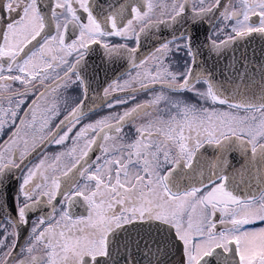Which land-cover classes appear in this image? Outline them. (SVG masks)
<instances>
[{"label": "snow or ice", "instance_id": "obj_1", "mask_svg": "<svg viewBox=\"0 0 264 264\" xmlns=\"http://www.w3.org/2000/svg\"><path fill=\"white\" fill-rule=\"evenodd\" d=\"M189 2L0 0V20L7 17L0 26V130L14 129L0 146V264H169L177 245L181 264H264V227H246L264 224V189L241 197L225 175L228 154L237 148L246 159L233 175L257 157L264 167V60L252 63L231 47L252 34L264 37V0H195L190 14ZM157 9L161 18L154 21ZM213 19L234 21L235 35L217 40V28L201 39L199 29L215 28ZM161 26L173 30L171 39L155 50L151 64L148 57L137 62L141 34ZM70 28L78 34L68 43ZM113 36L135 39L137 46L111 44ZM91 45L102 48L106 64L127 59L136 73L123 83L113 80L102 97L96 93L99 104L91 110L106 108L107 114L84 123ZM205 51L215 57L212 66L206 59L198 66ZM181 55L184 70L174 71ZM77 84L79 102L67 95ZM142 93L147 98L136 103ZM29 95L36 99L22 109ZM208 103L213 106H203ZM115 107L124 110L111 111ZM29 133L32 150H63L27 167ZM205 146L215 150L212 174L207 186L200 181L196 187L189 173L204 175L199 150ZM202 188L210 190L200 194ZM43 205L50 211L31 221L30 240L19 247L21 230ZM76 205L87 214L73 216ZM217 213L224 226L219 232Z\"/></svg>", "mask_w": 264, "mask_h": 264}, {"label": "flooded vegetation", "instance_id": "obj_2", "mask_svg": "<svg viewBox=\"0 0 264 264\" xmlns=\"http://www.w3.org/2000/svg\"><path fill=\"white\" fill-rule=\"evenodd\" d=\"M140 2H141V0H137V3H140ZM167 2H168L169 5H171V0H167ZM212 2H214V0H208V4H210ZM193 3H195V0H190V2L188 4L189 14L191 13V8L193 6ZM208 4H206L205 6H208ZM216 16H219V13H216ZM152 18H153L154 21L161 18L159 9L156 10V13H155V15H153ZM253 19L255 20L256 18H253ZM4 20H7L6 16L3 17V20H0V26H2ZM125 23H126V21H125ZM213 23L215 24V28H209L207 25H205L204 27L199 29V34H200L201 39H204L205 36H207L210 32H214L217 28L222 29V31L216 37H214L217 40H225L228 36H230V35L234 36L235 35L230 30V25L232 23H234V21L223 22V21H219V20L213 19ZM134 27H135L136 31H139L140 28H141V25L140 24H134ZM150 30L152 31V33H153V35L155 37L157 35V32H159V37L160 38H162L166 32H167V36L164 39H162V41H160L158 44H156L155 47L151 48L148 52H146L140 58V59H143L145 57H148L149 58L148 64L152 63L151 55L152 54H157V53H155V50L160 46V44H162L163 42H165L168 39H171L172 31H173L172 29L166 28V27H163V26H161L160 28H155L154 27V28H151ZM77 34L78 33H73V30L70 28L68 30V33L66 34L67 42L71 43V40L75 39V36ZM143 38H144V33L141 34V37H140V40H139V45L142 42L141 40ZM108 40H109V43H111V44H121V43H126L127 42L129 47L137 46L135 39L130 40V41H125V40H123V39H121L119 37L113 36V37L108 38ZM93 46L94 45H91L89 50H88V52H86V54H85V59L87 60V70L84 73V76H85V79L88 81V83L93 85V86H95V88H96L95 91L92 90L90 92V90H88V100H87L88 104H92L94 102L95 103L99 102V100L94 101V99H93L94 95L96 93H99L100 96L102 97L103 88L107 87L113 80H117L119 83H123V81L128 80L130 76H135V73H136V69H134V68H132L130 66L124 72H122L121 74L116 75V76L113 75L106 83L99 84L96 80L93 79V76L91 77V66H92L91 61L92 60H90L88 54L91 52V49L93 48ZM96 46H99V45H96ZM231 47L235 48V50L237 52V55H239L241 52L246 54L248 59L250 61H252V63H256L257 61L264 60V37H262L260 34H252L250 37L238 39L235 42V44L233 46H231ZM75 58H76L75 55H72V56L68 57V59L70 61L74 60ZM175 59L179 63V69L174 68L173 70L174 71L175 70L183 71L184 70L185 57L183 55H181L179 57H175ZM202 59H206L207 60V65L208 66H212L213 64L216 63L215 57L208 58V55H207L206 51L203 52ZM226 63H228V59L225 57L224 59L220 60L219 65L222 66L223 64H226ZM152 70L155 71L154 68ZM61 75H63V73H61ZM74 78L75 77H73V79ZM217 79H222V77L218 76ZM49 83H51V81H49ZM132 86L135 87L136 85L133 83ZM16 87H19V85H16ZM200 87L203 89L204 85L201 84ZM127 90H129V89H126V91ZM37 91H42V89H37ZM67 95L77 98V102H79V99L83 98V92H82V90H81V88H80V86L78 84L74 85L73 88L67 93ZM115 96L117 98H123V94L119 93V92L115 93ZM146 98H147V93L138 94L137 99H136L135 102L139 103V102L143 101ZM34 99H36L35 96L29 95L27 97L26 102L22 105V109H27L29 104H31ZM186 99H188L189 101L195 102V98L192 97L191 95H188L186 97ZM109 102H111V101H109ZM41 103L43 104V102H41ZM203 106L204 107H212L213 105H211V103H208V104H205ZM124 107H132V104L130 103V104L124 106ZM124 107H115L111 111L119 113V112H122L124 110ZM215 107L218 110H227V106L226 105L217 104V105H215ZM91 108L89 109V106H88V108L86 109V111L89 114H88L87 118L83 121L84 123L89 122V120H94V119H96L97 117H99L101 115L107 114V109L106 108L97 107L95 109V111H92ZM23 114L24 113H23V110H22L20 112V115H23ZM64 114H66V113H64ZM241 114H243V113H241ZM62 118H63V115H61L59 117V119H62ZM29 119H30V117H29ZM59 119H56L51 124V127L54 128L55 124L59 123ZM17 123H19V120H17ZM137 123H139V121H137ZM12 131H14V129L11 128V127H6L4 129L0 130V146H2L4 144V142L8 140L9 135H10V133ZM131 131H132V129H131L130 126L129 127H125V129H124L125 133H130ZM130 139H134V136H130ZM29 141H30L29 150L32 151V148H31V133H29ZM70 144H71V141H68L66 146H70ZM62 150H63V148L58 147V146H54V145H50V146H48L46 148L42 147V149L34 157H31V158H29V159H27L25 161L26 166L27 167H31L32 165L38 163L41 159H43L45 157V155L51 156L52 154H54L56 152H59V151H62ZM199 151L202 153L203 159H210V158L214 157V153L215 152H213V151H215V150L212 147L205 146V148H202ZM96 155H99V151L98 150H95L91 154L93 159L95 158ZM230 158H231V156H229V159ZM48 163H51V160H49ZM25 170H26V168H25ZM48 174L52 175L51 172H49ZM17 175H19V174H17ZM207 178L208 177H205L203 175V178L200 179V180H207L205 183H203L206 186L208 185V179ZM236 179H237V177L234 176V177H231L229 180H236ZM197 180H199V179H197ZM217 182H219V181H217ZM248 185H249V187H245L244 191H242L240 193H237L235 191V194H237V195H239L241 197H244L246 195L259 196L261 190L264 189V186H263V187L259 188L258 190H255V189L253 190L249 183H248ZM195 186L196 187H200V184L195 185ZM14 187H15V184L12 185V188H14ZM206 190H210V188H202L200 194H203V192L206 191ZM230 190H233V189H230ZM11 194H12V192H11V189H10V191H9V200H8V205H9L10 208L12 207ZM55 203L57 204V207L60 206L59 205V199H57V201ZM49 211H50V209L46 205H43V206H41V211L40 212H36L34 215L30 216L29 224L27 226H25L21 230V233H20V236H19V241H18L19 247H23L30 240L29 231H30V228L32 227L31 221L36 220V218L39 215H41L42 212L43 213H47ZM72 214H73V216H82V215H86L87 213L85 211V208L82 205H76V206H74L72 208ZM213 219H214V221L217 224L216 231L219 232V231L223 230L224 226L219 223V221L221 219L220 214L217 213L216 216ZM246 227H248L250 229H255V228H259V227H264V224H261L260 222H255L253 224L247 225ZM0 235H2V233H0ZM8 243L9 244L11 243V238L9 239ZM19 247L17 248V253L19 252ZM18 258H19V256H18Z\"/></svg>", "mask_w": 264, "mask_h": 264}, {"label": "water", "instance_id": "obj_3", "mask_svg": "<svg viewBox=\"0 0 264 264\" xmlns=\"http://www.w3.org/2000/svg\"><path fill=\"white\" fill-rule=\"evenodd\" d=\"M167 36V32L164 34L162 38L159 37V32H157L156 37L153 35L152 31L148 29L146 32H144V38L141 40L142 42L140 45H138V51L136 53L137 61L151 48L155 47L156 44H158L162 39H164ZM102 55V48L100 46L94 45L91 49V52L88 54L91 61V77L93 76V79L96 80L99 84L106 83L113 75H119L122 72H124L128 67H130L129 61L127 59L118 61L115 66L112 64H106L101 59ZM255 58V57H254ZM202 59V57L198 58V66H199V60ZM260 59V58H259ZM89 78V77H88ZM89 90L90 92L93 90L95 91V86L89 84ZM97 105L99 102L96 103ZM89 109L92 107V104H88ZM42 147H37L36 149L30 151V154L27 159L34 157ZM215 152V151H213ZM212 152V153H213ZM201 156L202 153L200 152ZM228 156H231V167H229L225 175L229 177H237L236 180H229L226 181V183L229 184V188L233 189L237 193H240L245 190V187H249L248 183L251 185L252 189L258 190L259 188L264 186V167L260 165L258 162L259 158L257 157V161L254 162L252 165L248 166L247 169L242 174H236L233 175V169H239L242 164L245 162V153L240 151L238 148L234 149L233 151L229 152ZM252 156V153L249 149L247 152V158L250 159ZM26 159V160H27ZM207 163L205 164L204 168V176L209 177L212 174V169L210 167L212 161L214 160V157L210 159H204ZM187 171V170H186ZM199 172V170H198ZM197 173H189V175L192 177L191 183L194 185L200 184V181H203L205 183L207 180H200L203 178V176H200ZM199 179V180H197ZM185 184H188L189 181L185 180ZM247 184V185H246ZM172 254L169 258V264H181V250L180 246L177 245L176 247L172 248Z\"/></svg>", "mask_w": 264, "mask_h": 264}]
</instances>
